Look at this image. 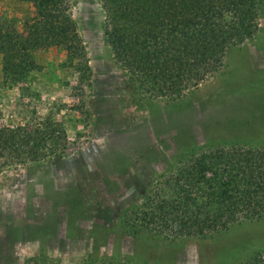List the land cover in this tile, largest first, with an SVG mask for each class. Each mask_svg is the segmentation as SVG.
<instances>
[{"label":"rangeland","instance_id":"obj_1","mask_svg":"<svg viewBox=\"0 0 264 264\" xmlns=\"http://www.w3.org/2000/svg\"><path fill=\"white\" fill-rule=\"evenodd\" d=\"M76 37L37 49L33 69L2 81L0 116L32 112L65 130L68 148L42 162L0 170V264L45 256L77 264L86 255L134 264H231L264 252V219L236 223L202 239L122 233L119 212L141 201L184 155L216 144H264V0L258 32L229 48L220 69L173 101L137 98L112 60L99 0H70ZM32 7L0 0V18L20 29Z\"/></svg>","mask_w":264,"mask_h":264},{"label":"trees","instance_id":"obj_2","mask_svg":"<svg viewBox=\"0 0 264 264\" xmlns=\"http://www.w3.org/2000/svg\"><path fill=\"white\" fill-rule=\"evenodd\" d=\"M32 11L19 28L0 18L2 81L11 87L33 69L37 49L76 37L70 0H17ZM102 34L132 93L173 101L216 73L226 51L253 39L261 0H99ZM62 124L32 112L23 122L0 116V170L63 154ZM264 219V144L211 145L180 158L137 204L119 212L117 227L130 236L202 239L244 221ZM23 264H46L30 256ZM77 264H134L86 255ZM231 264H264L253 250Z\"/></svg>","mask_w":264,"mask_h":264}]
</instances>
